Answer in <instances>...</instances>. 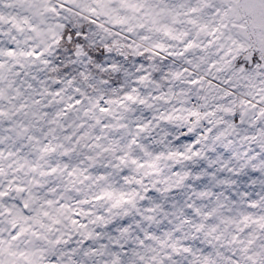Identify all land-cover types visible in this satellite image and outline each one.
<instances>
[{"label": "snow or ice", "instance_id": "obj_1", "mask_svg": "<svg viewBox=\"0 0 264 264\" xmlns=\"http://www.w3.org/2000/svg\"><path fill=\"white\" fill-rule=\"evenodd\" d=\"M0 264H264V0H0Z\"/></svg>", "mask_w": 264, "mask_h": 264}]
</instances>
